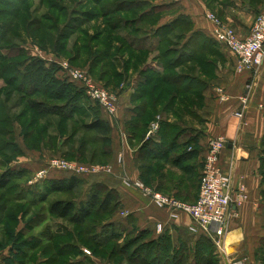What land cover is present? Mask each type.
<instances>
[{
  "label": "crops",
  "instance_id": "0c3cea01",
  "mask_svg": "<svg viewBox=\"0 0 264 264\" xmlns=\"http://www.w3.org/2000/svg\"><path fill=\"white\" fill-rule=\"evenodd\" d=\"M140 2L148 8L142 12L146 16L141 20H150L152 25L144 28L133 38L136 47L156 50L160 43L161 28L167 27L166 31L169 29L172 35L180 30L173 29V25L185 21L186 26L181 28H184L185 33L179 34L182 36L180 48L185 50L184 54L188 57L196 56L193 61L190 60L179 68L188 76L199 79L198 83L193 85V89L186 92V96L197 97L194 100H200L193 109L200 123L185 132L178 142L185 146L188 144L184 167H191L192 174L201 183L208 144L214 138L224 137L228 143L221 155V168L230 175L235 191H243L247 196L244 202L233 208L234 216L231 217L226 234L221 239L226 256L220 254L216 248L215 258L221 264L223 262L264 264V64L258 70L238 72V58L215 40L216 26L207 18L209 13L219 12L228 25L246 38L257 16L264 13V0H227L223 5L218 3L212 5L206 0L133 1ZM130 5L135 9L140 8L139 5L132 3ZM213 6L217 9L213 10ZM205 70L212 71L209 73L212 76H207ZM133 71H129L127 79L118 89L116 114L111 116L105 110L100 114V118L112 129L111 156L107 161V165L112 168L111 172L82 176L84 182L77 201L87 199L95 182L104 183L118 193L119 212L127 214L115 215L109 224H122L121 226L127 230L135 228L138 231L150 232L155 239L164 235L170 236L175 247L187 248L191 252L190 258L193 263L195 248L198 247L201 237L190 232L191 218L185 213H177L178 217L173 218L171 210L158 208L141 190L126 184V181L145 182L141 170L140 149L133 146L134 139L128 130L129 124L136 116L134 112L136 92L139 85L144 82L141 74H134ZM59 75L61 79H66L64 72L60 71ZM219 89L224 91L225 101H221L222 94ZM240 112L243 118L235 116V113ZM184 128L189 129L187 125ZM19 135L17 134L15 144L23 152L24 157L26 156V160L13 162L10 167L15 170L26 169L29 172V176L21 181V186L33 192L37 184L46 179H62L72 175L62 170L50 169L49 161L53 157L51 150L42 147L40 152L35 153L32 149L23 147L25 142L21 144ZM156 144H160V140ZM65 147L66 145L59 146L57 153L59 157L67 155L62 152ZM174 154L173 157H177L178 154ZM100 156L103 157L101 153ZM174 168L177 171H173L176 177L172 187L176 186L177 189L168 194L180 201L185 199L187 203H192L198 195L191 194L192 192L188 194L186 190L196 193L197 187L187 188V181H182L178 186L180 179L187 178L188 175H185L181 168ZM44 171L48 173L46 178L38 179L39 174ZM28 194L26 199L29 197V201L36 200L35 193ZM159 225L163 226L161 233L157 231ZM35 227L38 226H32L30 229L29 226H22L19 233L22 232L23 236L29 237V233ZM51 227V234L56 238L63 237L74 229V226ZM10 248L0 251V264H31L30 247L23 246L20 256H16L17 251H13L12 254ZM85 250L91 252L82 247V251ZM88 257L92 264H114L111 260L100 259L92 253ZM85 259L84 256L80 257V260ZM47 260L42 258L36 264L47 263Z\"/></svg>",
  "mask_w": 264,
  "mask_h": 264
},
{
  "label": "rangeland",
  "instance_id": "374dc122",
  "mask_svg": "<svg viewBox=\"0 0 264 264\" xmlns=\"http://www.w3.org/2000/svg\"><path fill=\"white\" fill-rule=\"evenodd\" d=\"M97 1L0 0V69L8 68V71L5 73L0 72V162H2L0 175L13 162L26 160V156L24 157L23 152L15 145L17 134H20L18 138L21 139V144L25 142L23 147L26 146L35 151V153L40 152L42 147L51 150L50 152L53 155L51 160H63L87 167L110 166L107 165L108 162L105 163V159L100 156V153L94 160H91L90 151L102 150L104 149V144L98 141L99 139L95 132L88 131L87 129V126L93 122L95 116L92 110L88 108L90 105L94 106L93 102L85 92L81 91V97L84 98L80 99L81 105L78 112L74 114L72 119H68L67 121L60 115H40L32 108L34 104L44 103L46 107L52 108V110L54 109L57 112L66 102L58 100L57 96L53 93L48 94L43 90H35L22 86V74L25 72L22 71L27 67L29 60L43 61L50 68L51 74L55 71L58 73V76H60V71H64L62 63L68 64L73 69L87 73L96 85L118 97V89L123 85L128 75L122 81L121 79L117 80L114 75L118 72L124 73L126 64H131L128 70L130 72L134 70L133 73L137 74L141 69L144 70L145 67L153 68L159 62L169 64L173 60L172 58H178V53L175 52L169 53L166 59L160 58V56L166 57L164 53L172 46L176 49L181 47L182 36L179 34L185 33L184 28H180L175 34H170L167 37V43L158 53H143L139 55L130 53L128 50H119L121 45L124 44L122 39L126 33H132L134 35L137 29L142 32L144 28H148L152 23L150 20H146L143 23L135 24L134 26L131 25L125 30L121 28L119 31L118 29L116 31L112 30L113 24L117 20L125 21L126 19L133 20L138 18V14L148 9L147 5H144L143 2L132 3L133 5H143H139V10L134 14L124 15L120 13V15L115 14L105 17L104 15L108 14L106 11L110 7L123 0H104L98 3ZM206 1L212 5L215 3L223 5L227 0ZM216 9L217 7L213 6V10ZM209 14L215 15L220 22L233 28L223 20L224 18L219 12L216 13L214 11ZM104 52L110 53V56L103 63L94 67L91 73L90 65L92 60ZM116 57L117 60L115 59ZM132 57H134V61H131ZM168 69L166 68L165 70L166 75H173L174 73L180 74L182 72V69L173 72ZM129 71L127 72L129 73ZM207 72L209 73V70ZM72 95H75V91ZM164 96L166 101L164 104L159 105V112L151 119L152 112H149L145 120L140 123L141 129L138 137L134 138V142H132L135 148L141 149L144 143L148 141L147 135L150 129L149 127L154 118L159 117L161 118V122L171 121V123L175 124L174 129L168 131L170 136L168 138L162 137L166 140L165 144H169L174 139V136L181 134V137L194 125H199V119L194 118L193 115L177 114V116H173L171 112L166 111L165 105L171 95L165 94ZM176 108L183 109L179 104ZM194 116L196 115L194 114ZM147 121L148 123L146 124ZM182 121L187 124H184ZM183 124L184 126L187 125L189 129H185ZM163 130L165 136V128ZM94 140H96V143H92ZM84 143L87 144L86 148L84 147ZM60 145H66L65 149H62V152L68 154L67 156L64 155L66 157L63 155L59 157L57 155ZM83 147L85 149L82 154L85 158H79L78 152ZM145 147L151 149L152 145H146ZM178 152L179 150L174 155L178 154ZM100 160L104 162L100 163ZM148 160L151 163L153 162V172H157L161 164H166L162 159ZM148 160H145L144 164L149 165L150 162ZM167 170L172 172L177 171L172 165H167ZM145 180L143 183L147 187L159 193L162 192V194L173 196L168 193H173V190L177 189L176 186L172 187L167 182V179L163 181L162 186L158 181H155V178L151 174H148ZM20 182L18 180L11 181L6 189L0 190V251L4 248H17L23 245L28 236H21L18 239L19 230L22 226H38L37 223H33V219L36 216H43V223L40 225L41 227L33 228L29 233L30 236H37L40 233H44L46 226H75L69 223L67 219L58 220L51 217L44 211L47 210L44 208V204L38 207H33L28 204L30 199L29 197L26 199V195L29 194L23 191V186L18 187V183ZM135 183L138 182L136 181ZM191 184V182H188L186 187L189 188ZM200 186L201 183L198 182L196 193L195 191L188 190L186 192H192L191 194L199 196ZM81 191L80 187L71 195H54L53 199L62 201L77 199ZM197 199H194L195 201L192 203H195ZM117 214L122 215L123 213L117 212ZM107 219L108 216H94L85 226L89 229L94 225L102 224ZM132 231H137V229L131 228L128 230L131 234ZM142 241L145 242L146 240ZM125 242L126 238L124 236L119 244ZM57 243H61V241ZM87 245L88 243L85 242L82 244L84 247H87ZM117 245L118 243L112 244L107 252L111 253L114 246ZM49 246L52 245H45L42 247L44 249L40 248L33 252L30 263L36 264L38 260L44 257L54 256L55 253ZM43 252H46L45 256L42 255ZM103 260L109 259L105 258ZM121 260L122 258H117L118 262H121ZM62 261L64 260H60L55 264H62ZM122 264L127 263L124 260ZM222 264L226 263L223 262Z\"/></svg>",
  "mask_w": 264,
  "mask_h": 264
},
{
  "label": "trees",
  "instance_id": "16d2710c",
  "mask_svg": "<svg viewBox=\"0 0 264 264\" xmlns=\"http://www.w3.org/2000/svg\"><path fill=\"white\" fill-rule=\"evenodd\" d=\"M100 1L102 2L104 0H98L97 3ZM131 3L133 2L129 0H123L110 7L106 11L108 14H105L104 16L108 17L115 14L120 15V13H123L124 15L134 14L139 9L131 7ZM138 15V18L133 20L126 19L125 21H115L112 26V30L116 31L118 29L119 31L121 28L122 30H125L131 25H137L139 24V22L143 23V20L141 19H145L146 14L141 13ZM182 26H186L185 21L183 23L174 24L173 29H180L182 28ZM166 28L167 27L161 28V35L159 36L160 43L156 50L136 47L135 42H133V38L141 33L139 29H137L138 31L135 30L134 35L132 33H126L124 35L122 39L124 44L121 45V48L119 50H128L130 51V53L139 55L143 53H158L167 43V37L170 35V30L168 29L166 31ZM184 51L185 50L181 48L176 49L172 46L168 51L164 53L166 57L160 56V58L166 59L169 53L172 52L178 53V58H172L173 60H171L169 64L159 62V64L157 65L158 67L155 66L156 68L153 66V68L145 67L144 70H140L139 73L143 77L144 82L139 85L136 92L134 103L136 106L134 110L136 116L129 124L128 128L130 132L129 134L131 135L132 139L138 137L141 129L140 123L145 120V117L148 115V113L152 112V115L150 117L151 119L155 114L159 112V105L164 104L166 101L164 96L165 94L171 95L169 100H167L166 102L167 104L165 105L166 111L171 112L173 116H177V114H189L193 115V117L195 118L193 109L195 105H198L200 100H191L197 99V97L191 98L189 95L186 96V92L192 90L193 85L198 83L199 79L196 77L188 76L183 71L180 74L174 73L173 75H166L165 73L166 68H169L168 70L173 72L181 68L182 65L188 63V61H193L196 58L195 55H190L188 57L184 54ZM109 56L110 53L104 52L102 55H99L94 60H92L90 65V72L92 73L94 67H97L98 64L103 63L104 60ZM132 58L131 61H134V57ZM115 59L117 60V57ZM129 66H131V64H126L125 72H118L114 75V77H116L117 80L121 79L122 81V79L127 77L128 75L127 71H129ZM6 71H8V68L0 69V72L5 73ZM19 71L21 70L19 69ZM22 72H24L22 74V86L30 87V89L32 88L35 90H43L48 94L53 93L57 96L58 100L66 102L65 105L62 106V108L60 107L58 109L60 112L58 110L56 112L54 109L53 111L52 108L46 107V104L44 103L34 104L32 108L38 114L56 116L60 115L67 121L68 119H72L74 114L78 112V109L81 105L80 99L84 98L81 97V93L85 92L81 85L73 82L70 83L68 80L61 79L58 76V73L55 71L53 72V74H51L50 68L40 60H29L27 67H25ZM209 73L206 71L207 76L211 77L212 75H210ZM11 82H13V80H11ZM74 91L75 95H72ZM196 92L197 90L194 92V94ZM178 104L181 105L183 109H177L176 107ZM93 105L94 106H88V108L92 110L95 119L93 120V122H91L90 125L87 126V129L88 131L96 133V136L99 139L98 141H100L101 144H104V149L90 151L91 160H94L98 156V154L101 153L106 163L111 156L110 144L112 129L105 120H102L100 118V114L104 113V109L96 102H93ZM155 119L156 118H154L153 121ZM147 123L148 121L146 122V124ZM184 124L187 123L184 122ZM174 127L175 124L162 121L161 128L158 134L160 144H156L158 141L148 140L139 150L140 158L142 161L141 170L143 172L144 180L145 178H147L148 174H151L155 178V181H158L162 186L164 183L163 181L166 179L168 183L173 185V181L176 177L174 172L168 170L166 172L167 165H173L174 167L181 168L182 172L185 175H188L187 178L183 177L182 180L180 179L177 185L180 186L182 184V181H187L192 183V188H196L198 182L196 181L197 177L192 174V168L186 166L184 167L183 165L184 161L186 162V156L188 155V144L187 146L178 144L180 138L182 137H180L181 134L179 136H174V139L169 142V144H165V138H168L170 136L168 134V131H172ZM163 128H165V136L163 134ZM94 142L96 143V140L92 141V143ZM86 145L87 144L84 143L85 148ZM146 145H152L151 149H147L148 147H145ZM84 147L78 152L80 156L79 158H85V156L82 154L84 153ZM178 150L179 152L177 157H173L172 154H174ZM148 159H162V161H165L166 164H161L159 170L157 172H153V162L151 163V161H149ZM145 160H148L150 164H144ZM104 161L100 160V163ZM1 163L2 162H0V168L2 165ZM6 169L7 170H5L4 173L0 175V190L6 189L11 181H23L27 176H29V172L26 169L15 170L10 166ZM83 182L84 181L82 176L72 174L70 177L62 179H46L45 181L37 184V188L33 192L25 187L22 188L24 192L35 193L36 200L29 201L28 204L33 207H38L44 204V208L47 209L44 211H46L51 217L58 220L67 219L69 223L75 226L73 232H70L60 238L53 237L51 234L52 227L46 226L44 233H41L37 236H29L26 242H24V245H20L17 248L11 247L10 251L12 252V254L13 251H17V255H15H21V252H23V246H26L31 248L33 255V252L44 247L45 245H52L49 247L53 249V252L55 254L51 257H44L48 259L47 263L44 264H55L60 260H64L62 261V264H92L88 261V255H86L85 252L82 251V247H84L82 246V244H84L85 242L88 243V245L84 248L91 250V253L94 256L100 259L108 258L114 264H122L124 260L127 264H219L214 255V253L216 252V246L210 239L203 236H200V242L199 244H197L198 247L195 248L194 260L193 263H191V252L187 248L175 247L170 236L164 235L162 237H159L158 239H155L150 232L137 230L132 231L131 234L128 232L129 229L127 230L123 226H121L122 224H109L108 222L112 220L115 215H117V212H119V195L115 190L110 189L102 182H95L93 184L85 201L78 202L77 199H69L67 201L53 199L54 195H71L76 191L77 188L83 186ZM19 186L21 187V182L18 183V187ZM18 201L20 200L18 199ZM183 201L186 200L183 199ZM94 216H108V219L100 225H94L91 228L87 229V226H85L86 223ZM42 221L43 216H36L33 219V223H37L38 226L43 223ZM31 227L32 226H29V229ZM21 236H23L22 232L18 234V239L21 238ZM124 236L126 238V242L123 244H119ZM142 240L146 241L143 242ZM60 241L61 243H57ZM115 243H118V245L114 246L111 253H108V248ZM45 253L46 252H43L42 255L45 256ZM81 256L86 257V259L80 260ZM30 258H32V256ZM117 258H122L121 262H118Z\"/></svg>",
  "mask_w": 264,
  "mask_h": 264
},
{
  "label": "built area",
  "instance_id": "2783aa9c",
  "mask_svg": "<svg viewBox=\"0 0 264 264\" xmlns=\"http://www.w3.org/2000/svg\"><path fill=\"white\" fill-rule=\"evenodd\" d=\"M207 18L216 26L214 31L215 40L238 58V72L258 70L263 66L264 13L257 16L251 32L246 38L240 36L233 28L220 22L215 15L209 14ZM62 67L68 81L81 85L88 97L93 102L98 103L108 114L111 116L116 114L118 109L117 96L96 85L87 73L73 69L64 63H62ZM219 92L222 94L221 101H225L224 91L219 89ZM235 116L243 118L241 112L235 113ZM149 128L147 139L158 141L161 118H156ZM227 143L224 137L210 140L201 177L200 192L195 203L183 202L174 196L159 193L142 182L126 181L128 186L141 190L158 208L171 210L173 218L178 217L177 213L187 214L192 220V224L189 226L190 232L195 236L210 239L223 256H226V249L221 239L226 234L231 217L234 216L232 215L233 208L247 199L243 191H235L230 175L226 174L221 168V155L227 147ZM49 168L78 176L100 175L109 173L112 169L111 166L87 167L63 160H51ZM47 175V171H44L39 174L38 179H44ZM122 215L127 216L125 213ZM157 231L159 233L163 232V226H157ZM84 252L88 256L91 255L88 250Z\"/></svg>",
  "mask_w": 264,
  "mask_h": 264
}]
</instances>
